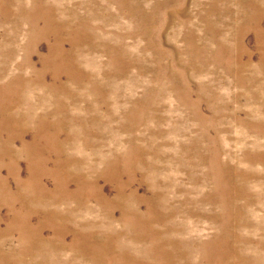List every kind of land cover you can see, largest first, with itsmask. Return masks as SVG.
<instances>
[{
	"label": "rangeland",
	"instance_id": "374dc122",
	"mask_svg": "<svg viewBox=\"0 0 264 264\" xmlns=\"http://www.w3.org/2000/svg\"><path fill=\"white\" fill-rule=\"evenodd\" d=\"M0 264H264V0H0Z\"/></svg>",
	"mask_w": 264,
	"mask_h": 264
}]
</instances>
